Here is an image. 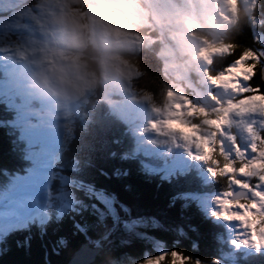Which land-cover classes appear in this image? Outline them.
I'll use <instances>...</instances> for the list:
<instances>
[{
    "label": "trees",
    "instance_id": "trees-1",
    "mask_svg": "<svg viewBox=\"0 0 264 264\" xmlns=\"http://www.w3.org/2000/svg\"><path fill=\"white\" fill-rule=\"evenodd\" d=\"M41 1L44 0H10L11 7L16 4L14 8L23 14L25 10L41 8ZM68 3L73 4V0H67L66 5ZM6 7L0 6V10ZM76 9L82 10L85 17L90 12L89 8ZM4 12L1 17H5ZM255 14L256 19L264 17V0L257 3ZM261 24L264 26V22ZM146 26L143 35L137 34L142 39H138L140 45L133 64L137 80L134 84L137 91L148 93L151 106L161 107L169 81L163 74L165 62L158 53L160 45L155 31L151 24ZM239 34L240 39L238 35L236 39H227L238 46L236 53L213 57L212 66L229 65L240 51L260 45L258 42L253 44L247 28L240 29ZM97 82L100 84L101 81ZM255 83L261 81L257 79ZM96 88L97 97H93L90 90L84 91L75 102L76 110L68 112V142L60 154L52 158L53 178L46 183L45 206L49 207L46 210L52 213V218L62 204V196L75 203L77 209H66L56 219L46 218L41 226L20 220L5 222L3 229L7 227L6 232L0 229V264H65L85 236L102 246L93 263L127 254L140 260L146 244L135 240L139 232L132 233L133 244L121 242L125 233L120 220L131 216L163 220L167 230L148 228L146 232L163 240L167 253L175 250L207 264L230 260L239 264H264V251L249 252L235 247L228 242L222 221L194 208L192 191L225 190L226 182L204 180L193 169L187 173H166L165 163L149 152L143 142L136 141L128 124L130 119L111 108L113 97L111 102L102 101V86ZM14 92L8 96L0 94L1 181V177L9 173L24 174L30 166L29 159H24L26 155H19L12 148L13 144H20L16 145L20 150L23 147V141L16 139L18 129L4 124L15 123L19 117L13 102L23 106L28 98L32 100L18 87ZM90 113L93 115L88 118ZM65 179L73 182H64ZM99 208L106 210L104 218H100ZM178 225L184 232L177 231Z\"/></svg>",
    "mask_w": 264,
    "mask_h": 264
},
{
    "label": "rangeland",
    "instance_id": "rangeland-1",
    "mask_svg": "<svg viewBox=\"0 0 264 264\" xmlns=\"http://www.w3.org/2000/svg\"><path fill=\"white\" fill-rule=\"evenodd\" d=\"M66 1L67 0H54V3L60 10L61 16H65L66 13L69 18H74L77 16L82 18L85 17L82 10H77L76 7H73L74 0L73 4L68 3L67 5ZM46 2L47 0L41 1V8L36 7L35 9H28L25 10L23 14L19 13V10L14 8L16 4L11 7L10 0H0V6H7L6 8L0 10V52L5 51L7 53H10L16 50L15 53L12 54V56L6 55L5 57H0V70L2 71V73L0 74V94L2 95L6 94V89L9 88L10 91L12 88V84L16 83V79L11 76H16L17 72H21L18 70L27 65L26 58H35L37 60L36 63L30 64V66L32 65L34 69L44 67L46 68V66L48 65L50 50L44 44H42L40 35L44 36L45 33H48L46 25H55L57 19L52 17V14L46 10ZM219 2L220 4L224 5L223 8L218 9L220 18L222 19L220 15L221 12H223L225 15H231L224 4V0H219ZM244 4L247 5L248 0H243V2L240 3V8L244 9V6H242ZM3 11H5L4 14L6 13L5 17H1ZM89 11H91L90 7ZM246 11L249 10L246 8ZM222 20L226 22L225 19ZM255 21L258 23H262L264 22V17L255 19ZM226 36L227 34L224 37ZM254 37L255 39H257L260 45L255 46L250 50L257 53L258 55H264V26L255 30ZM156 38L158 44L161 45L162 37L158 33H156ZM222 39L224 38L221 37L215 43L221 41ZM206 47L207 45L202 48ZM58 54L62 56V50H60ZM7 57H10V60ZM197 58L199 60V64L195 68H192L193 70H191L190 68L177 74H173L170 71V67L166 59L161 60L166 62L165 75L170 79L171 82L168 90H171L176 95H182L186 97L193 105L199 106L198 101L197 103L195 102L197 100V97H199V93L203 97H208L211 90L224 91L223 89L215 87L209 83V80L205 76V71L207 70L211 73H218L222 69H224L225 66L216 67L214 65L212 66L207 64L205 60L201 58L200 50L197 53ZM262 61L264 62V59H262L260 62L263 63ZM215 63L218 64V61H215ZM7 65L10 67V72L8 73L4 71ZM132 68L134 69V71L130 77H135L136 72L133 65ZM186 71L190 75H194L190 76ZM28 74L29 75L25 73L24 76H21V74H19L20 77H23L19 78V80L22 81V87L27 89L29 88L31 89L30 91L33 90L40 101H43V98L46 95H51L49 92H47L48 88L50 87L48 85V76L46 75V73L40 72L37 75H34L30 70H28ZM134 79V81L136 82V78ZM132 81L127 79V82L130 84V88L124 91L126 94H128L132 102H128L125 99L121 100V103L119 102V99H117L116 101H112L111 99L115 95V93L111 92V90L113 91V89L107 86L106 89L103 86L104 96L102 95V101H112L110 104L112 109L116 110L118 113H124V117L131 119L129 125L133 129V134L136 137V141L143 142L145 147L148 148L149 152L158 155L157 159L165 163L164 167L166 173H176L178 171L184 172L187 169L192 168L193 171L204 180H215L209 175L207 171V165L204 164V162L192 159V156L189 155V151L186 150L183 146V141H180L178 139L175 144H172L171 142H169V136L158 135L157 132L149 127L150 121L159 120L161 114L153 111L154 106L150 105L149 95L147 92L142 91L141 93H139L138 99L132 98V93L137 92V90L135 89L131 90V88L133 87ZM96 89L97 88L95 82L94 87L90 89V91L93 92V96L95 97H97ZM107 89H110V92H107ZM51 92L55 97V91L52 90ZM224 92L227 93L226 91ZM225 98L227 100L233 98V96L230 92H228ZM121 104H123V106ZM162 104H164V102ZM48 106L55 112L60 111L55 116V120H52L49 117V115L52 116V111L46 109L44 110V112L36 115L34 124L28 121V113L26 112L19 113L20 115L24 116H21V118L18 117L17 120H15V123L9 121L8 123L4 122V124H7L9 126L13 125V127L17 128L19 132L21 131L20 135L27 143V146L32 149V153L31 155H28L30 166L24 174L9 173L6 177H1L0 229H3L6 224L5 222L18 220L26 223L32 222L36 226H41L44 223V219L46 218H48V220L56 219L57 217H59L62 211H65L66 209H77L75 203L69 202L68 199L62 196L63 201L62 204H59L58 206V211L55 214V218H52V213L46 210V208L49 207L45 206L47 193L45 190V184L48 179L50 180L53 178L52 165H54L53 161H51L52 153L50 152L59 150L65 143H67L70 134L67 124H64L66 123L64 109H66L68 105L61 104L60 106V104L54 103L53 101L50 102ZM216 107L217 106L208 107L207 110H211ZM92 115L93 113H90L88 115V118ZM25 119L28 122H26ZM232 119L236 123H234L231 127H225L223 129L224 135L219 137V139L223 143L224 150L227 153L234 155L232 142L227 139V136L231 135L235 137V143L239 146L241 151L245 152L246 155L251 156V152L249 150L250 137L244 131L243 126L237 127L236 125L240 121H243L245 124H254L255 129L261 134H264V127H261V121H264V116H260L259 114H248L243 117L233 116ZM49 120L50 124L53 122L63 123V128L59 130H57L56 128H54L55 130H52L53 128H50V130H45L47 129V127H49ZM50 143H52V145H50ZM190 151L193 155H195L197 150L195 148H191ZM63 181L73 182L72 179H65ZM223 191L224 190L215 192L192 191L191 199L194 202V208L203 214H212L214 211H218V206L215 203V199L216 197L220 196ZM98 210L100 218H104L106 216V210L101 208H99ZM216 219L223 222L226 229V237L228 242H232L234 239H236V226L234 224H229L222 219ZM162 222L163 220L161 218L150 216H131L127 219H121V229L125 233V236L122 237L121 242L125 241L127 242V244H133L134 242L132 241V233L139 232V237L135 240L144 242L146 244V247L144 249L145 252L142 258L140 260H137L131 255L127 254L118 257H110L107 262L93 264H145V261L147 259L154 258L163 253H167L168 249L165 246V242L163 240L152 237L146 232V229L148 228H159L162 230H167L168 227L163 225ZM6 228L7 227L3 229L4 232H6ZM176 229L177 231L184 232L183 228H181V226L179 225L176 226ZM86 239L88 240L87 243L93 244V247L100 246V244L97 243L94 239H90L88 236L86 238L85 236V240ZM191 245L194 247V243H191ZM240 247H242L246 251L254 250L253 248L246 247L243 244H241ZM260 251H264V249H261ZM193 260L195 261V259ZM215 262H217V264H239V262H234L232 260L225 263H221L220 261Z\"/></svg>",
    "mask_w": 264,
    "mask_h": 264
},
{
    "label": "snow or ice",
    "instance_id": "snow-or-ice-1",
    "mask_svg": "<svg viewBox=\"0 0 264 264\" xmlns=\"http://www.w3.org/2000/svg\"><path fill=\"white\" fill-rule=\"evenodd\" d=\"M257 3L258 0H252L250 12H255ZM224 4L231 15L221 12L222 19L236 24L239 19V0H224ZM249 19L255 23V15ZM205 43L207 47L200 49V56L209 65L213 63V57L233 55L238 47L223 40L215 44ZM262 59L264 55L246 49L236 54L232 63L220 72L205 71L210 84L233 96L223 102L210 96L217 104L216 108L207 110L193 105L186 97L167 90L163 106L153 107L154 112L161 114L160 119L149 123V127L158 135L169 136L172 144L178 139L183 141V146L193 160L204 162L213 179L226 182L225 190L215 199L218 211L212 215L236 226V239L232 241L235 247L243 244L257 252L264 249V134L258 132L254 124H245L243 121L237 123L236 126H243L250 137L251 156L241 151L235 143V137L231 135L227 139L232 142L234 155L227 153L219 137L224 135L225 127L236 123L233 116H264ZM257 79L261 83H255ZM261 127H264V121H261ZM191 148L197 150L195 155L191 153ZM166 260L168 264H200L199 260L193 261L190 256L175 250L149 258L145 264H164Z\"/></svg>",
    "mask_w": 264,
    "mask_h": 264
},
{
    "label": "clouds",
    "instance_id": "clouds-1",
    "mask_svg": "<svg viewBox=\"0 0 264 264\" xmlns=\"http://www.w3.org/2000/svg\"><path fill=\"white\" fill-rule=\"evenodd\" d=\"M45 7L58 20L63 52L53 53L57 67L45 70L48 85L68 106L96 81L110 88L127 82L140 45L136 35H143L148 24L162 37L161 59L173 74L195 68L205 41L215 43L229 27L218 14L224 7L219 0H74L73 7L91 8L84 18L61 16L54 0Z\"/></svg>",
    "mask_w": 264,
    "mask_h": 264
},
{
    "label": "flooded vegetation",
    "instance_id": "flooded-vegetation-1",
    "mask_svg": "<svg viewBox=\"0 0 264 264\" xmlns=\"http://www.w3.org/2000/svg\"><path fill=\"white\" fill-rule=\"evenodd\" d=\"M240 3L243 2V0H239ZM261 2H263V0H259L258 1V4H260ZM240 3H239V19L237 21L236 24H231L229 25L228 27V31H227V36L224 37L226 42L229 41L227 39H236V35H238V38L240 39L241 36L239 34V30H243L245 28H247L248 30V33L250 34L251 36V40L253 42V44H255L257 41V39H255L254 37V32L255 30H257L258 28H261L262 24L261 23H257L255 21V23H253L249 18L253 15H255V17H257V15L255 14V12H250V11H246V8L249 10V5L252 3V0H248V4H244L242 6H244L242 8H240ZM260 8H258L257 11H259ZM256 19V18H255ZM258 46V45H256ZM210 96H215L217 97L218 100H220L221 102L225 101L226 100V95L223 94V93H220L219 91H215V92H211V95ZM198 101V105L200 107H203V108H208V107H212V106H217V104L210 98L209 100L206 99V98H200L198 100H196V102Z\"/></svg>",
    "mask_w": 264,
    "mask_h": 264
},
{
    "label": "water",
    "instance_id": "water-1",
    "mask_svg": "<svg viewBox=\"0 0 264 264\" xmlns=\"http://www.w3.org/2000/svg\"><path fill=\"white\" fill-rule=\"evenodd\" d=\"M83 242L79 244L78 248L72 253L65 264H92L95 262L98 253L102 249V246L100 245L93 247V244L87 243V239Z\"/></svg>",
    "mask_w": 264,
    "mask_h": 264
},
{
    "label": "bare ground",
    "instance_id": "bare-ground-1",
    "mask_svg": "<svg viewBox=\"0 0 264 264\" xmlns=\"http://www.w3.org/2000/svg\"><path fill=\"white\" fill-rule=\"evenodd\" d=\"M38 52H40V51H38ZM47 56V55H46ZM6 68L7 69H9L10 70V67L7 65L6 66ZM15 78V77H14ZM0 79H1V76H0ZM16 80H18L19 81V79H16ZM21 81V80H20ZM97 82V81H96ZM21 83H22V81H21ZM11 86V85H10ZM12 87H15V84H12ZM138 112H140V111H138ZM133 125V124H132ZM135 130V129H134ZM42 144V143H41ZM41 146V145H40ZM146 154H148L147 152H146ZM158 155H156V157H157ZM158 158V157H157ZM191 170H192V168H189V169H187L186 171H184L183 173H187V172H191ZM179 173L180 172H182V171H178Z\"/></svg>",
    "mask_w": 264,
    "mask_h": 264
}]
</instances>
